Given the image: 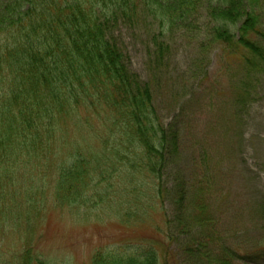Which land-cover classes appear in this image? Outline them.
Here are the masks:
<instances>
[{
    "label": "trees",
    "instance_id": "trees-1",
    "mask_svg": "<svg viewBox=\"0 0 264 264\" xmlns=\"http://www.w3.org/2000/svg\"><path fill=\"white\" fill-rule=\"evenodd\" d=\"M260 2L0 0V222L32 226L50 203L103 206L114 184L129 209L122 220L141 217L139 204L159 214L167 198L162 171L179 157L181 144L176 131L160 123L151 88L130 69L114 26L152 16L161 27L155 61L162 62L163 32L188 23L206 4L211 37L226 58L259 69ZM237 26L234 34L230 28ZM179 192L178 206L185 197ZM205 247L199 240L195 252ZM92 264L160 263L152 247L99 253Z\"/></svg>",
    "mask_w": 264,
    "mask_h": 264
},
{
    "label": "rangeland",
    "instance_id": "rangeland-1",
    "mask_svg": "<svg viewBox=\"0 0 264 264\" xmlns=\"http://www.w3.org/2000/svg\"><path fill=\"white\" fill-rule=\"evenodd\" d=\"M206 4L188 23L163 32L162 62L155 61L161 27L152 16L118 21L113 29L130 69L150 86L160 123L181 144L162 171L167 198L159 214L139 204L145 218L122 220L129 209L118 201L117 184L103 206L50 203L32 226L0 222V264H92L99 253L152 247L160 264H264V67L226 58L211 37ZM257 13L264 33V0ZM238 27L230 29L237 34ZM182 189L178 206L173 200ZM199 240L207 244L200 254Z\"/></svg>",
    "mask_w": 264,
    "mask_h": 264
}]
</instances>
